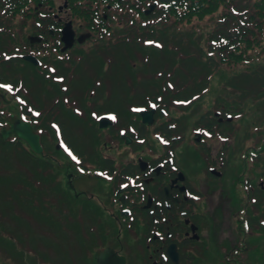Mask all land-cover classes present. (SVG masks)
<instances>
[{"label": "flooded vegetation", "instance_id": "1", "mask_svg": "<svg viewBox=\"0 0 264 264\" xmlns=\"http://www.w3.org/2000/svg\"><path fill=\"white\" fill-rule=\"evenodd\" d=\"M126 1L96 0L90 10L107 21L106 13L118 5L126 10ZM45 4L14 11L51 14L37 27L52 36L53 52L62 51L60 36L68 22L74 32L107 28L97 17L92 23L72 21L68 8H58L59 0L56 6ZM78 35L66 53L78 47ZM97 91L92 89L90 102ZM128 95L141 100L140 94ZM111 96L110 91L106 100ZM126 103H102L104 112L97 115L94 102L88 118L59 119L54 146L50 132L44 134V163L55 166L47 186L60 191L57 214L61 222L67 220L68 230L61 233L93 255L85 264H99L102 253L101 264H264V170L256 166L262 153L247 145L250 140L237 141L245 122L226 120L221 113L215 118V112L201 115L192 122L189 144L182 146L185 136L175 134L176 121L162 117L164 112L159 118L160 111L144 102ZM140 108L145 110L136 112ZM73 123H83L87 131L86 151L65 135ZM236 147L242 150L229 167Z\"/></svg>", "mask_w": 264, "mask_h": 264}, {"label": "rangeland", "instance_id": "2", "mask_svg": "<svg viewBox=\"0 0 264 264\" xmlns=\"http://www.w3.org/2000/svg\"><path fill=\"white\" fill-rule=\"evenodd\" d=\"M148 3L149 4L143 6L144 9H149L150 5H154L153 0H149ZM177 12L180 16L184 17V14H189L190 11L187 6L184 5L181 8H178ZM216 15L217 13L207 16L202 20L194 19L188 23H186L187 20L185 19L186 21L183 23H177L175 25L173 23L177 21L173 18H170L166 23L152 22L151 25L148 26L149 28L169 31V35H164L163 37L165 44H163L161 40L156 41V39H154L151 42L149 39L148 42H144L145 44L142 43L141 45L153 50L154 55L146 51V54H136V57L128 56L126 66L123 64V61L118 62V60H116V58L119 59V56H114L112 59L109 55H86L83 57L78 56L76 59L70 60L67 59V55L57 57L55 53L49 54L50 50H46V52H32L27 46H24L25 43L23 41L27 40L30 36H34L37 31L30 29V26L24 27L22 25L25 23L23 16H16L15 18L10 19L11 21L9 24H5L4 28L7 29L0 32V80L3 77L2 75L7 76L6 74H9V76L14 79L15 83H12L14 84V89H18V94H16L15 91H9L7 89L4 91V89L2 90L0 88V93L9 92L6 93V97L13 103V106L0 105V111L5 114L6 117H9L11 114L16 115L23 112L20 110V105L22 108L24 106H29L32 110V114L35 115V118L37 119L36 129L42 130V127L49 128L52 122L51 120H44V125L41 123L42 118H45L51 112L49 109L52 107L50 99L53 95L47 93L41 79V76H43L45 81L48 76L46 73L43 75L37 74V70L30 64L26 63L22 58L25 55L35 57L40 62V65L38 66L41 70H44V67L47 65H52L51 61L60 58L58 66L64 67L60 70H63L65 76L54 66L49 69V74L51 75L49 76V79L55 88L64 87L68 89L64 98L70 97V94H68L70 89L75 90L74 100L70 99L72 107L78 109L76 111L78 112L77 115L74 114V112L72 114L74 118L77 117L79 119V116H86L88 110H91L92 108L89 107L91 106L90 104H94V102L99 99L106 103L105 100L102 99V96H105L103 95V89H112L114 96L111 97L112 99H107V104L113 103V106L116 104L121 105L124 101H128V103L125 104L126 107L132 102L151 103L152 101H156V98L159 96L158 98L162 97L159 102L160 104L152 106L156 108L158 106L159 111L164 107L166 110L165 118L177 122L175 134L177 136H185L184 141L181 144L183 146L189 144L188 136L192 131L191 125L194 119L198 118V116L203 113L212 116L213 112H221L225 107L224 104L234 102L237 108L231 109V107L228 106L229 109L226 111L232 113L237 122L244 121L246 123L238 134L236 132L237 141L239 142L243 140L245 143V141L250 140L246 142L247 145L251 147L254 146L256 150H259L264 143V98L262 99L264 96V63L262 60L254 59L252 61L251 69H249L252 71L248 75H245L246 69L242 70V73H240V68L244 69L241 66L233 67L218 64V67L215 68L214 62L217 63L219 57L216 52L212 55L208 53L205 34L213 29ZM111 17L114 19L112 21V23H114L112 27L122 29L124 21L121 19V16L111 15ZM142 18H144V16H142ZM142 24H146V21H142ZM155 35L156 34H153V36ZM110 41L114 43L116 40L115 38H111ZM8 56H17L19 58V61L16 64L17 67L8 68L1 65V62L5 57L8 58ZM182 58L189 59V61L179 64L178 61ZM99 60H103L101 62L102 72H100L102 78H96L93 73L96 72L94 69V67H96L94 61L96 63L97 61L99 62ZM198 60L203 62L200 63L203 67L198 65V63H195V61L197 62ZM110 63H112L111 67ZM127 63L128 66L134 70L133 74L129 73L127 70ZM256 63L257 65H255ZM204 64H206L205 67ZM38 70L40 71V69ZM127 74H129L130 77ZM59 76H63V79ZM168 76L171 77V80L173 79L175 86H187L188 90H184L182 96L183 99H185L183 100V104H174V97H170L167 92L161 93L160 95L155 94V92L159 90L158 86L160 80L162 81L164 77ZM193 81H203V83L198 87H193ZM95 83H98L101 95H98L96 100L90 102V94L95 87ZM168 86L169 83H165L164 88ZM83 91L86 93V98H83L82 95L78 94V92ZM122 91H128L130 94L131 92H134L147 98H141L139 101L136 99V101H133L134 99H131V95L125 93V96ZM17 96L20 97V100ZM125 98L127 100H124ZM242 104L244 105L239 108ZM64 105L66 106V104ZM120 105L118 108L119 111H121ZM97 106H99V108H97V115H99L101 112H104V106L102 104L100 106L99 103H97ZM148 107L151 108L150 105ZM63 108L62 105L58 108L60 113L59 119L69 120L71 117L66 113L67 110H63ZM238 109H240L243 115L238 113ZM37 113L39 115H37ZM79 113H81V115H79ZM121 113L122 112H120V114ZM67 115L68 119H66ZM159 118H161V113ZM180 121H182L183 125ZM11 122L12 121L9 120L4 127L11 125ZM237 125H239V123H237ZM53 129L56 130L55 128ZM64 129L66 130V137L72 141L78 139V142L82 145V150L86 151L88 149L89 146L86 147L87 143H85L84 140L87 131L83 123H73L72 125H67ZM232 134L234 135L235 132ZM65 135L63 136L65 137ZM22 147L26 149L24 145H22ZM241 150L239 147H236L231 152V158L228 160L229 167L236 164L235 158L237 153ZM176 153H178L177 150ZM11 154L14 155L15 159L16 154L12 153L11 150L8 148H0V209L5 210L8 214L9 205L13 202V209H18L16 212H22V214L25 215L23 220L28 222L30 214L29 218L32 219V221H41L40 228L33 231L32 234H49L52 237L57 236L60 239V244H49L47 241L52 242L50 239H44V246L41 243H37L35 240V242H31V238L26 236L30 231V227L28 228L26 222L19 220L18 216H14L11 222L10 216L2 213L0 215V264H44V260L47 262L49 261L52 264L89 263L87 262L88 259H86L89 253H84L82 250L85 245L78 240L71 241V238L66 237L61 233L67 228V220L65 219L62 221L65 223V226L60 225L61 221L58 217L56 207L58 204L53 201L50 195L48 196L46 193V191H48L46 190L47 188L43 189L39 186L36 187L35 183L43 182V180L40 179V176L34 181H30L33 178H30L31 176L29 174L27 177L28 179L18 178L16 181L14 180L16 177L13 176L14 168H12V160L3 159L9 157ZM190 154L191 153H188L187 155ZM17 160L23 162V164L28 162L20 157L17 158ZM63 160H65V162L73 161L72 159ZM260 161L261 160L257 161V163ZM39 163H41V161H39ZM31 164L37 165L36 161L33 163L31 162L27 167L28 169L31 168ZM256 166H258L257 171L261 170V167L262 169L264 168V163H262V165L256 164ZM18 167L19 169H17V171H20L21 174L27 173L26 171L21 170V165L19 163ZM69 167H72V164H69ZM10 172L11 175H8ZM63 181L64 180L62 179V182ZM24 187L27 188L28 192L18 195V192L20 191L16 192V190ZM59 192L60 191H58V194ZM57 197L58 196L56 195L55 198L57 199ZM23 198H29L31 199L30 201H33L32 206L35 207L34 212H32V208L29 209L30 206L25 207L24 204L21 205V203H23ZM214 198H216V196ZM219 205L221 206L222 204ZM219 213L221 215L223 214V212ZM57 222L59 226H55L54 229H52V226ZM20 230L22 233H20ZM67 238L69 240H67ZM55 240L58 242L57 239ZM46 243L48 244V247ZM99 243L104 246L106 241L105 239H100ZM34 248L44 249V251H39L41 254H38L43 260L34 255L32 252ZM98 251L99 245L97 246V252Z\"/></svg>", "mask_w": 264, "mask_h": 264}, {"label": "trees", "instance_id": "3", "mask_svg": "<svg viewBox=\"0 0 264 264\" xmlns=\"http://www.w3.org/2000/svg\"><path fill=\"white\" fill-rule=\"evenodd\" d=\"M76 0H69V4L75 5ZM149 0H136L135 6L131 5L130 3V9L133 10V13L136 11L137 14L142 16V11H140L144 5L148 3ZM154 1V0H153ZM157 4L160 6L158 8H155L152 12H150L146 16V20L148 21H159L161 23H166L170 20V18H173L175 21V24L177 23H183L186 21L187 23L196 19V20H202L203 18L207 16H211L213 14H216V19L214 20V26L211 31L205 34V40H207V49L209 54L217 53V56L219 57V61L215 63V68L218 67V64H223L227 66H241L244 69L240 68L242 73V70H245V75H248L251 73L252 70V61L253 57H255L257 60L259 58H263L264 61V0H156ZM74 2V3H73ZM80 4H76V6H79ZM83 5V4H82ZM187 6L188 10L190 11L189 14H184V17L180 16L177 12V9L182 6ZM8 6L10 4L7 0L1 1V16H0V32L5 31L7 28H4L6 23H10V19H13L16 17V14H13L9 11H7ZM34 16V15H33ZM32 16V17H33ZM27 18L24 19L25 23L28 22H37V19L35 16L33 19H30L29 16H25ZM80 18L86 19L89 17V14L87 11L84 10L83 13L79 14ZM129 18L128 25H126V28L119 29V30H107L105 32H98V41L94 44V48H89L86 51H81V56L83 55H96V56H119L118 62L123 61V64L126 66V61L128 62V59H123V56H129V57H136V54H143L146 51L143 52V48L141 47V44L138 41L141 40H147L149 39L152 41L156 39V41L161 40L163 44H165L163 37L164 35L168 36L169 31L160 29V30H147L146 28H143L137 21L132 20L134 17L129 14L127 16ZM133 17V18H132ZM186 19V20H185ZM9 20V21H7ZM153 34H156L153 36ZM158 34V36H157ZM111 38H115L118 40V43L111 44L109 41ZM127 40V41H126ZM80 54V53H79ZM146 54V53H145ZM154 55V54H153ZM19 58L17 56H8L6 60H3L1 62V65L8 68H14L17 67V63ZM103 61V60H102ZM99 60L95 63L96 67H94L96 71V76H100V72H102V62ZM189 59L182 58L180 61H178L179 64L188 62ZM195 63H198V65L202 66L200 63H203L201 61H195ZM101 66V68H100ZM128 66V63H127ZM206 64H204V67ZM35 69V68H34ZM128 71H131L132 68L128 66ZM38 74V73H37ZM7 76L2 75V79L0 80L1 84H9L14 88V79H12L9 74H6ZM41 79L44 83V88L46 89L47 93L49 95H53L50 99L51 102L57 101L56 104H59L61 101L58 99L59 94H61V91L59 88H55L51 82L47 83L46 80L44 81V77L41 76ZM173 84L174 89V100L177 102L183 101V92L184 90H188L187 86H175V83L173 80H171ZM205 81V80H203ZM203 81H193V87H198ZM13 82V83H12ZM169 82V81H168ZM230 87V86H227ZM54 91V92H51ZM263 91V90H262ZM264 92V91H263ZM245 95V94H244ZM182 97V98H180ZM264 96L262 97V99ZM0 105H2V101L0 100ZM20 110L23 111L24 114L31 115L32 111L29 106H24L23 108L20 106ZM10 117V116H9ZM6 117L5 114H3L0 111V124L3 126H6L7 122L13 121L12 118ZM15 120V119H14ZM41 123L44 125V120L42 118ZM0 129V148H8L12 151V153H15V159L14 155H9L7 158L3 159H11L13 162L12 168H14L13 176L16 178L15 181L20 179H28L27 174H21L20 171H17L19 169L18 163L21 165L22 171H29V173L33 176L34 173L39 172L41 169V164L39 163L40 158L35 157L32 154H30L26 149L22 147L21 142H19L17 139L12 141L11 136L5 140L1 134ZM264 149V147L262 148ZM22 158L27 160L28 162H34L36 161L37 165H32L30 169H28L27 162L23 164V162H19L17 158ZM18 162V163H17ZM23 173V172H22ZM11 175V172L10 174ZM40 179H43L42 173H40ZM44 181V180H43ZM43 183V182H42ZM42 183L38 182L35 183L36 187H43ZM20 191L18 192V195L25 194L28 192L27 188H19L16 190ZM29 198H23V203L25 207L30 206L29 209L32 208V212H34L35 207L32 206V202ZM30 201V202H29ZM19 207V205H18ZM14 204L11 202V205H9V213L7 214L5 210L0 209V215L2 213H5L7 216H10L11 222L14 218V216H18L19 220L26 222L24 219L25 215L19 212H16L18 209H13ZM28 217V215H27ZM30 217V214H29ZM28 217V222L26 224L28 225V228L30 227V231L27 233L26 236L31 238V242H37L41 243L42 245L45 244L44 239H50L49 244L56 243L58 244L60 239L57 236H51V235H38V234H32L33 231L38 230L40 228L41 221L36 220L35 222L32 221ZM18 220V221H19ZM52 226V225H51ZM55 226H58L57 223H55L52 226V229H54ZM53 231V230H52ZM20 233L21 230H20ZM8 235V233H7ZM54 235V234H53ZM38 239V241H37ZM57 239L58 242L55 240ZM35 240V241H34ZM67 240H69L67 238ZM75 239H71V241H74ZM36 243V244H37ZM47 244V243H46ZM60 244V243H59ZM48 247V244H47ZM68 257V256H67Z\"/></svg>", "mask_w": 264, "mask_h": 264}, {"label": "water", "instance_id": "4", "mask_svg": "<svg viewBox=\"0 0 264 264\" xmlns=\"http://www.w3.org/2000/svg\"><path fill=\"white\" fill-rule=\"evenodd\" d=\"M72 36L71 33H67V31L64 32V37L63 40L66 41L67 45H70ZM26 60L36 64L35 60L31 57H25ZM14 131L17 135L18 138L22 139L23 141H25L28 146L36 153H40L41 152V147L39 145V139L37 135H34L31 132V128L30 125L27 123H21V122H15L12 130ZM8 133H5V136ZM99 262H101V260L99 259Z\"/></svg>", "mask_w": 264, "mask_h": 264}, {"label": "snow or ice", "instance_id": "5", "mask_svg": "<svg viewBox=\"0 0 264 264\" xmlns=\"http://www.w3.org/2000/svg\"><path fill=\"white\" fill-rule=\"evenodd\" d=\"M0 87H6V86H4V85H0ZM9 91H11V88L9 87ZM37 115H39L38 113H37ZM111 119H115V117L113 116V117H110Z\"/></svg>", "mask_w": 264, "mask_h": 264}]
</instances>
